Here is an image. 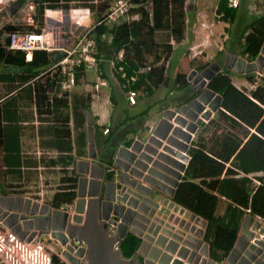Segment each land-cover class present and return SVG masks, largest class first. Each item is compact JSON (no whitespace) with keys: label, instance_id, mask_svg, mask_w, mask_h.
<instances>
[{"label":"trees","instance_id":"trees-1","mask_svg":"<svg viewBox=\"0 0 264 264\" xmlns=\"http://www.w3.org/2000/svg\"><path fill=\"white\" fill-rule=\"evenodd\" d=\"M24 1L17 0L19 5ZM36 1L38 3L35 20L42 24L44 7L42 2L44 1L51 3L79 1L82 5L90 6L95 11L96 18L100 19L112 0H97L96 4L94 0ZM146 1L151 3L155 24L159 19L169 15V12L177 21L175 24L181 23L183 18L181 8L185 0H135L137 3ZM169 6H171V11ZM233 10L227 9L226 0H219L217 12H223L224 19H233L235 11ZM131 13H139L138 22L122 24L110 29H107L106 25H99L95 28L97 53L110 57L120 48H125L128 43L134 44L130 37H135L136 41L143 45L149 43L148 40L139 38L140 31L147 27L148 10L141 5L131 8ZM154 23L148 28L155 29ZM18 27L24 29L25 26L22 24L6 25L3 30H0V69L3 70L0 72V81H3L5 75L8 74L4 72L5 68L13 66L23 69L22 73L15 75L18 76L16 84L8 87L12 91L18 89L17 92L6 102L10 106L16 104L18 121L22 122L28 119L29 112H32L31 105H34L33 112L37 118L39 133H49L53 136L54 139L48 140L47 143L60 153L56 158L41 160V163L46 169H57L58 172L66 173L73 163V153L78 157L86 156L85 121L86 112H90L91 93L81 95L70 94L69 91L60 93L58 90L60 79L56 72L47 71L39 76L51 64L46 52L35 51L31 60L26 61L23 51L5 50L1 44L3 31L19 29ZM173 31L175 40L179 41L181 36L176 35L180 33L179 27L173 26ZM106 35L110 38L107 39ZM239 44L241 47L237 56L242 57L246 63L254 62L264 48V12L252 19L241 32ZM140 55L135 49V54L129 58L130 60L121 62L124 64L127 75H132L134 70L147 64L150 65V70L139 74L135 82L123 87L124 91L133 88L143 93L151 92V85L157 87L163 81V64L152 67L153 63L160 61V56L154 55L152 62L142 64ZM131 59H136L138 62L134 63ZM97 67H100V64ZM88 70L91 69H86L82 64L74 68L72 87L87 83L86 81L90 79L86 74ZM230 72L231 70L221 69L207 83L210 90L221 96V101L211 119L202 123L198 128L188 149L190 160L174 195L177 203L206 219L204 240L208 244L209 258L215 262L223 261L233 249L243 224L244 208H250L252 216L256 215L264 219V157L260 155V153L264 155V77L258 83L254 73L241 74L238 76L242 77L249 87L247 85L236 86L231 79V76L236 74ZM37 76L39 77L36 78ZM117 76L119 82L124 83V80L119 75ZM34 78L36 80L32 81ZM31 81L32 83H29ZM175 81L182 87L189 85L185 73H177ZM110 96L115 103L114 96ZM194 98L195 95L190 100ZM6 106L1 107V111L5 109L4 115H8ZM122 122L125 123V119ZM44 124L47 125L48 132L45 131L47 129H43ZM19 126L18 133L22 130L21 124ZM71 126L75 130L81 129L73 141L74 151L71 142ZM112 135L110 131L108 135L102 137V142L106 143L111 140ZM15 139H17L16 144L10 145L3 136L4 146L0 151L3 152L2 162L11 163V167L7 166V169L21 175L23 164L25 165L27 161H24L18 143L20 135ZM131 143L128 142L125 145L128 146ZM103 150L104 148L100 147V151ZM213 161L219 168L214 166ZM254 173L262 174L250 176ZM111 176L112 174L108 173L107 177ZM77 181L78 177H66L63 174L60 178V188L50 200L52 206L58 208L63 204L73 202L77 194ZM221 203H224L223 208L217 210ZM139 245L140 240L135 235L128 234L121 242L120 249L125 258H131L139 249ZM51 261L52 264H65L54 254L51 256Z\"/></svg>","mask_w":264,"mask_h":264},{"label":"built area","instance_id":"built-area-1","mask_svg":"<svg viewBox=\"0 0 264 264\" xmlns=\"http://www.w3.org/2000/svg\"><path fill=\"white\" fill-rule=\"evenodd\" d=\"M13 1L15 0H7L5 4ZM227 2L232 8L239 5V0H227ZM26 3L28 4L25 8L19 9L21 13L19 20L25 27L7 32L5 50L23 51L26 61L30 60L34 52L38 50L46 52L49 57L58 53L63 54L58 61L52 62L50 67L42 72L44 74L47 71H53L58 74L60 93H66L72 88L76 66L82 64L86 69H97V45L94 37L97 26L106 25L112 28L122 24L128 25L134 21L136 15H139L131 13V8L142 5L146 9H151V3L148 2L112 0L102 17L95 19V11L79 1L68 3L44 1L42 2L44 6L42 24H39L35 20L38 2L27 0ZM9 23L12 26L17 24L14 19H10ZM124 53L125 48H120L115 61L112 62L115 68L114 73L124 80L122 88L128 83L135 82L139 74L150 70V65L147 64L128 76L124 64L121 63L125 61ZM192 71L194 70L188 74ZM97 82L96 87L107 86L101 78H98ZM118 83L120 84L119 79ZM124 96L126 102L133 106L137 104L139 91L129 88L124 91ZM174 114V117L179 116L178 112ZM211 117L207 121L202 119L201 124L208 122ZM182 118L186 120L185 115H182ZM188 121L185 125H178L173 119L168 120L172 127L165 138L155 133V127L149 129L146 138L135 137L130 145L120 146L114 155V166L107 170L113 172L115 178L107 179L106 171L102 168V177L95 179L100 181L99 192L92 197L99 199V223L106 230L107 235L115 239L117 246H120L126 235H135L140 240L139 249L143 248L144 253L140 254L138 249L134 256H140L143 263L146 261L149 264H217L209 258L208 244L204 240L206 219L174 200L190 160L188 149L201 126V124L197 125L196 130L190 132L187 128ZM176 127L190 136L188 142L178 138L181 143L187 145L184 151L167 143L168 137L173 134L172 130ZM110 130L109 124H106L102 134L108 135ZM151 139L152 143H150ZM180 156L187 160L184 162ZM82 161L99 166L96 160L92 164L87 160ZM178 163L183 165L182 170L176 166ZM122 175L127 177L126 181L120 179ZM86 178L87 184L94 180L91 175H87ZM148 180L157 186L150 184ZM172 180L176 182L175 187L169 182ZM159 186L165 187L164 190ZM166 188H172L171 195L165 192ZM154 194H157L158 199L154 198ZM18 198L7 194L0 195V264H52L53 250L46 243L47 240L54 239L51 236L52 227L55 224L54 212L66 214V226L77 225L78 223L73 220V217L78 215L75 207L77 194L73 202L58 208L52 206L50 200H44L42 197L24 196L19 200ZM88 199L85 197V203ZM104 204H109L106 217L102 210ZM85 210L86 206L81 214L82 221L85 218ZM243 210L245 211L243 223L246 222V229L252 233L251 238L245 239L247 250L248 246L256 240L264 242V219L256 215L252 216L250 208ZM246 218L248 219L245 220ZM40 222L47 224V227H37ZM256 232L260 238L255 237ZM73 242L78 248H83L82 257L84 258L87 247L83 243L78 245L76 241L68 238L66 245L72 246V256L78 257V250L71 245ZM59 244L66 247L60 242ZM257 248L256 245L255 249ZM65 250L62 249L60 254L56 253V255L67 260L68 258L63 254ZM261 252L264 253V248ZM82 257H79V264Z\"/></svg>","mask_w":264,"mask_h":264},{"label":"crops","instance_id":"crops-1","mask_svg":"<svg viewBox=\"0 0 264 264\" xmlns=\"http://www.w3.org/2000/svg\"><path fill=\"white\" fill-rule=\"evenodd\" d=\"M263 1L264 0H256V5H252V6L248 5V8L246 9L247 13L246 12L244 13L245 17L250 19L251 21L252 19L262 15L264 12V5L262 4ZM1 2H4V1L1 0ZM97 2H98L97 0H94V4H96ZM146 2H149V1H146ZM241 2L242 0H239V5L236 8H234L235 10L234 18L231 21H229L228 19H224L223 12L222 13L217 12L219 0H215V2H212L211 0L209 1L207 0H193V1L185 0L181 8L183 12V18L181 19V23H178V24H175L177 21L173 19L172 15H170V12H169V15L159 19L158 22H156L155 24L153 21L151 9L150 10L147 9L148 10V19L146 21L147 27L144 30L140 31L141 35L139 36V38L141 40H148L149 43L146 44L147 45L146 46V45H143L142 43H138L135 37H130V40H132L134 44L137 43L136 44L137 48H135L136 45L134 46L133 43H130V44L128 43L127 46L125 47L124 57L126 56V59L125 58L124 59L125 61L130 60L129 58L135 54V49L139 54H141L140 59H142L143 64L152 62L154 59V55L160 56V61L152 64V67L163 64V69H164L163 81L156 87V89L159 88L160 90H162L163 88H168L172 90L173 88H181L182 86H180L179 83L175 81L177 73L187 74V81H189L188 72H190L191 70H196V71L199 69L204 70L207 66H209V64H211V62L212 63L215 62V60L212 59V61L209 64L205 63V66L204 65L201 66L202 63L200 62V60L202 59L207 60V53H208L209 47L213 48L214 50L222 48L226 51L228 43H234L235 39L236 40L239 39L241 32L247 27V25L241 27L242 29L237 27V8L240 6ZM15 4L16 6H18L17 0L11 2L10 4H7L9 6L7 7L6 5L4 6V8L6 7L9 8ZM202 4H205V7ZM1 5H5V2L1 3ZM21 5L19 6L20 8H21ZM226 7L227 9L229 7L227 0H226ZM18 9L19 8L16 9L15 7L13 10L14 12L13 14H10L7 10L6 17H7L8 23L10 22V19H14V21L17 22L16 26L22 24L19 20L20 17L16 15L18 12ZM0 10H2V8H0ZM169 10L170 11L172 10L171 6H169ZM251 11L254 12L255 14L252 13ZM95 14H94V18L97 19ZM211 16L215 18L216 24H219L217 27L213 28ZM139 19H140V15H136L133 22H138ZM224 20L227 21L226 24L223 23ZM153 23L154 25H156L155 29L148 28L149 26L152 27ZM175 25L178 26L180 29V33H176V35L181 36V39L179 41L175 40V36H174L175 33L173 31V26ZM106 27H108L107 29L111 28L109 26H106ZM18 28H23V27H18ZM5 32L6 31H3L2 37H1V44L4 48L6 44V35H7V32L6 33ZM105 37H107V35ZM109 38L110 37H107V39ZM208 39L210 40V43L207 42ZM230 52H231L230 55L236 54L237 56V52L233 51V47L230 48ZM117 53L116 54L113 53V55H110V57L101 56L99 53H97L98 66L100 64V67H97V69L95 70L96 74L93 77L90 76V79L86 81L87 82L86 84L83 83L77 86L75 85L69 90L70 94L77 93L81 95L83 92L81 93L78 90L73 91V89H75L76 87V89L79 88L81 89V91L82 89H86V91H88L86 87L89 85L88 84L89 82L92 83V88L90 89V91L92 90L93 92L91 94V97H97V98L94 100L92 99L93 101L91 100L90 114H91L92 119L94 120L93 124H95L96 122V124H98V126L101 128V135L99 136L100 139H102L101 137L106 136L102 134V130L106 124H109L108 122H106L108 118V111H112V104L114 105V103L111 100V96H110L111 94L105 93L106 92L105 89L108 88L107 86L106 87L100 86L102 87V90H100L99 92L98 91L95 92L93 85L95 87L96 85H98V82H97L98 78L99 79L101 78V80H104L106 85H108L107 77L110 76L115 82V87L116 86L119 87L120 84L122 86V83L120 84L118 83L117 74L114 73L115 68L112 66V62L115 61L116 59L115 55H117ZM260 54L264 55V48L261 50ZM47 56L49 57L48 54ZM50 57H49V60H50ZM131 60L134 63L138 62V60L136 59H131ZM225 61H226V58H225ZM2 71L3 70L0 69V72ZM22 71H23L22 68H17L16 70L5 68L4 72L8 74L5 75V77L3 78V81H0V111H1V107L5 108V106L8 104L6 101L12 98L17 92L18 89H15L14 91H12V89L9 90L8 87L11 84L13 85L16 84V79L18 76H15V75L22 73ZM42 74L43 73L41 72L39 76H41ZM39 76H37L36 78H38ZM36 78H34L33 80L31 79V80L34 81L36 80ZM236 78H237V75H236ZM231 79L233 80L232 76H231ZM12 80L14 82H12ZM32 81L29 83H32ZM189 84H190V81H189ZM234 84L237 86L236 83ZM96 88L99 89V86H97ZM121 95H122V100L124 101V104H125V108L130 109L132 111L135 110V108L137 107H141L142 103L145 101V97L147 96L142 91H139L137 104L131 106L126 102L124 91H123V94ZM115 102L117 106L118 103L116 99H115ZM97 103L99 104L98 107H97ZM183 104H185V102L179 103L175 105V107L177 108L178 106L183 105ZM106 105L108 107L105 108L104 110V107ZM33 106L34 105L32 104L31 105L32 108L30 107L32 112H29L28 119H26L23 122L18 121L19 119H18V113L16 111L17 110L16 104H13V106H10L8 104V108L6 106V109H8V115H4L5 109L0 112V145H1L0 150H2L4 146L2 142L3 136L6 137L10 145L11 144L15 145L17 141V139L15 138L16 136L20 135V139L18 143L20 145L23 159L24 161H27L25 162V165L23 164V167L21 169V175H18L16 172L12 173L11 169L10 170L7 169V166L11 167L10 166L11 163L2 162L3 152L0 151V186L4 184L11 185L13 183H18L19 180H23V178L25 177V174L29 175L28 172L31 170H33L34 172L38 171L35 174L37 175V177H40L41 175L40 169L41 167H43V163H41V160L47 161L49 159L56 158L58 154H60L55 147H50L47 143L48 140L54 139V137L51 136L49 133H39L38 131L39 125L37 124L38 122H37L35 113L33 112V108H34ZM164 108L165 109L163 111L167 109H174V107H172V105H169V103H167L166 107ZM11 110H13V112H11ZM162 112H161V117L159 118V120L153 122V124L150 125V127H148V134H149L150 128H155L157 126L158 122L162 118V115H163ZM139 114L140 113L135 112L133 115H130L129 117L128 116L125 117L124 118L125 123H128L129 125L131 121L130 119L136 117ZM93 115L97 118V121ZM99 116L101 117V120H99ZM86 121H85V124H86ZM20 124H21L22 130L20 131V133H18ZM109 126L111 128L110 124ZM70 128L72 129L71 142H72L73 151H74L75 144L73 141L75 139V136L79 133V130L81 131V129L75 130L72 126ZM43 129H47L45 131L48 132V127L46 124H44ZM85 131H86V136H87V147H88L89 142H88V135H87V125L85 127ZM111 132L114 134V130H112ZM140 139H143V138H140ZM115 146L116 144L112 147V149L115 150V153L113 154L112 158H114V155L116 154V151L120 148V146H125V145L119 144L118 147H115ZM88 152H89V149H88ZM76 156L77 155L73 153V159L75 160V162H76ZM86 156H87V151H86ZM77 158H82V157H77ZM79 161H82V160H79ZM44 173H46V171H44ZM260 174L254 173V174H251L250 176L260 175ZM2 194H5V193H1L0 195ZM7 195H11V194H7ZM12 196H15L17 198L24 197V196H18V195H12Z\"/></svg>","mask_w":264,"mask_h":264},{"label":"rangeland","instance_id":"rangeland-1","mask_svg":"<svg viewBox=\"0 0 264 264\" xmlns=\"http://www.w3.org/2000/svg\"><path fill=\"white\" fill-rule=\"evenodd\" d=\"M3 1L5 2L7 0H3ZM26 1H25V4H22V5L20 4L21 9L25 8L26 5L28 4V3H26ZM28 1H30V0H28ZM207 1H209V0H207ZM211 1L215 2V0H211ZM4 2H0V3H4ZM262 4L264 5V1ZM6 5L7 4L0 5V8H2V10H0V30H3V27L9 24L7 17H6V15H7V9L6 8L9 5H7V7L4 8V6H6ZM202 5L205 7V4H202ZM248 5H250V6L256 5V0H242L240 6L237 8V27H239V28H241L245 25H248L250 22V19L246 18L244 15L245 12L247 13L246 9L248 8ZM15 7H16V4L9 7V9L14 10ZM228 8L234 9L232 7H228ZM19 9H20V7H19ZM19 9H18V12L16 14L17 16H19L21 14ZM252 13H254V12H252ZM3 17H4V19H3ZM2 19H3V21H2ZM211 20H212L213 28L217 27L219 25V24H216L215 18L213 16H211ZM228 20L231 21L233 19L228 18ZM223 23L226 24L227 21L224 20ZM216 40H218V39H216ZM238 40L239 39H237V40L235 39L234 43H228L226 51L222 48L214 50L213 48L209 47L208 53H207V60H204V59L200 60V62L202 63L201 66L202 65L205 66V63L209 64L213 59V60H215V63L219 67L221 66L220 69L221 68L223 70L228 69L225 66V58H227V56L230 55V53H231L230 48L231 47H233V51L239 52L238 50H240L241 46H240ZM207 42L210 43V40L208 39ZM234 61L236 62V59H234ZM209 66H210V64H209ZM10 69L16 70L17 68L11 66ZM228 70L229 71L231 70L230 73L233 72L232 74H236V73H234V71L232 69H228ZM201 71L202 70H200V69L197 70V72H199V73H201ZM247 73H254L256 75L255 80L258 83H260L261 78L264 77V63H262L261 65L256 64V68L254 70H251L248 72L244 71L242 73H237L236 74L237 78H236V75H232L234 83H236L237 86L247 85L249 87L248 83L242 77L238 76V75L247 74ZM86 74L90 78V76L93 77L96 74V72H95V70H88L86 72ZM107 82H108V85H107L108 88L107 89L104 88L106 91L105 93L113 95L114 96L113 98H115L117 100V103H118L117 106H116V102L114 103V105L112 104V111H108V118L106 121L111 125L112 130H114V134L111 137L112 141L108 140V142L103 143L102 139L99 138V136L101 135V128L98 126V124H96V122H95V124H93V135L95 136L94 144H95V148H96V152H97L96 158H94V157L91 158L88 155L89 154L88 153V147H86L87 157L77 158L78 156H76V162L74 160L73 163H71V165H70V167H68L66 173H63L60 171L58 172L57 169L53 170V169H46L44 167H41V169H40L41 175H40V177H37V175L35 173H37L38 171L34 172L33 170H31L28 172L29 175L25 174V177L23 178V180H19L18 183H13L11 185L4 184V185L0 186V188H1L0 194L5 193V194L18 195V196H28V197H34V198L42 197L44 200H51L52 195L58 190V188H60V184H61L60 178H62L63 174H65L66 177H70V176L78 177L77 188L79 185V178H81L83 176L87 177V175H90V172L83 173V172H79L77 170V161H79V160H87V161H90L91 164L95 163V160H96L98 165L106 171L105 177L107 179L112 180L115 178V175L113 172H110L107 170L110 167L114 166V163H113L114 158H112V156L115 153V150L112 149V147L115 144H116L115 147H118L119 144L125 145V144H128V142H132V140L135 137H138V138L147 137L148 136V127H150V125H152L153 122L159 120V118L161 117V112L165 109L164 107H166L167 103H169V105H172V107H174V109H176L175 105H177L179 103H183V102H185V104H187L188 102H190L189 99L191 97H193L194 95L197 96V94L193 90L191 82L187 87L173 88L172 90H170L168 88H163L162 90H160L159 88L156 89V87L154 85H151V92H145L144 93L147 96L145 97V101L142 103L141 107H137V108H135V110L132 111L130 109L125 108V104H124V101L122 100V95H121V94H123L124 90H123L121 84L119 85V87L118 86L115 87V82L113 81V79L110 76L107 77ZM88 84L89 85L86 87L88 91H86V89H82V91H81V89H79V88L76 89V87H75V89H73V91L78 90L79 92H81V93L83 92L84 94H86V92H89L92 94L93 91L92 90L90 91V89L92 88V83L89 82ZM93 88H94L95 92H97V91L99 92L100 90H102V87H99V89H97L94 85H93ZM119 92H120V94H119ZM96 98L97 97H91V100L92 99L94 100ZM173 103H175V104H173ZM98 106H99V104L97 103V107ZM107 107L108 106L106 105L104 107V110ZM135 112H138L140 114L137 115L136 117L130 119L131 120L130 124H129L130 126L128 125V123H122V120L125 117H127V116L129 117L130 115H133ZM91 113H93V112H91ZM94 118L97 121V118L95 116H94ZM99 120H101L100 116H99ZM86 125H87V122L85 124V127H86ZM100 147H103L104 150L100 151ZM107 150H109V151H107ZM260 155H261V157H264V155H262V153H260ZM213 163H214V166L219 168V166L217 165L216 162L213 161ZM44 171H46V173H44ZM108 173L112 174V176L110 178L107 177ZM86 197L90 198V196H88V195ZM154 198L158 199L157 194H154ZM223 206H224V203H221L219 205V208H217V210H220L221 208H223ZM252 225L253 224H251V226ZM242 228H244L243 225L241 226V229ZM239 235H240V231H239L238 236ZM255 237L260 238L258 232H256ZM46 244H48L50 247H52L53 254H55V256H58V255H56V253L60 254L62 249L63 250L66 249V247L61 246L59 244V242L54 240V239L53 240H47ZM71 245H73L76 250L79 249L77 246L74 245V242L71 243ZM74 254H76V252H74ZM59 257L60 256H58V258ZM60 258H59V260H61L65 264H73L69 259L63 260L62 258H64V257H60ZM138 261H139V259L135 258L133 263H136ZM225 261L226 260H223L222 262H225ZM80 262L84 263V264L87 263L86 254L84 255V258L83 257L81 258ZM215 263H217V262H215Z\"/></svg>","mask_w":264,"mask_h":264},{"label":"water","instance_id":"water-1","mask_svg":"<svg viewBox=\"0 0 264 264\" xmlns=\"http://www.w3.org/2000/svg\"><path fill=\"white\" fill-rule=\"evenodd\" d=\"M19 4L18 6H16V9L19 8ZM8 12L10 14H13V10L11 12V10L9 8H7ZM63 56V54H55L52 55L50 57L51 62L55 63L56 61H58V59H60ZM234 59H236V62L234 61ZM262 63H264V57L262 56V54L258 55V57L256 58L255 62H250V63H246L245 60L243 58H237L236 55H229L226 58L225 61V66L228 69H232L235 73H242V72H248L251 70H254L256 68V64L257 65H261ZM220 70V67L215 63H211L210 66H207L204 70L201 71V73L197 74V71L194 70L192 71L190 74H188V80L191 82L192 86H193V90L195 91V93L197 94L196 98L190 100V102H188L187 104H183L179 107H177L176 109H167L165 111L162 112V118L160 119V121L158 122L157 126H156V130L155 133L157 135H159L161 138H165L166 134L169 132V130L171 129L172 125L168 122V120H174L175 123H177L178 125H183L184 124V118H182V115H185V108L188 107H194V104H202L205 103V99H203V95L204 93L206 94L207 92L211 95L208 98L214 99L216 100V103L210 106V110L208 111L207 115H204L200 120H198L196 123H192L191 126L188 128V130L190 132H194L197 128V125L201 124L202 119L207 121L211 115L216 111L217 107L220 104L221 101V96L216 94L215 92H213L210 89H206L205 92H203L202 94L200 93V90L198 89L197 85H196V80L197 78H202L204 79V86L206 85V82L208 80H210L214 74L216 72H218ZM208 96V95H207ZM206 96V97H207ZM178 112L179 116L174 117V113ZM187 117V116H186ZM86 122H87V135H88V142H89V156L90 157H96V148H95V144H94V135H93V123L94 120L91 117L90 112H86ZM172 135L168 137L167 139V143H169L172 146H176L177 148H180L182 151L186 150L187 145L181 143L178 138H182L184 139L186 142L189 141L190 136L188 134L183 133V131H181L178 127L174 128L172 130ZM153 140H150V143H152ZM119 155L121 156V152L119 153ZM184 162L187 160V158L180 156ZM80 163H84L87 167H89V163L86 161H77V170L79 172H83V173H88V170H81L80 169ZM117 164V162H116ZM119 166V165H117ZM177 167H179L181 170L183 169V165L182 164H176ZM121 167V166H119ZM91 168L96 171H91L90 175L92 177H94V180H91L89 182V184H87V178L85 176L81 177L79 179V185L77 188V200L75 203V207H76V212L78 215H75L73 217L74 222L78 223L77 225H73V224H68L67 226L65 225V220H66V214L65 213H58V212H54V225L52 227L53 232L51 233V236L58 240L62 245H66L67 244V239H73L74 241L77 242V244H84L87 247V254H86V264H142L140 261L133 263L134 261V257L132 256L131 258L127 259L123 256L122 251L120 249L119 246L116 245L115 239L108 236L106 230L102 227V225L99 223L98 218H99V213H100V203H99V199L98 198H92L93 196H96L99 192V186H100V181L99 180H95V179H100L102 177V172L103 169L102 167L97 166L96 164H92ZM88 169V168H87ZM95 173V174H94ZM178 176V175H177ZM122 181H126L127 177L126 176H121L120 178ZM126 179V180H125ZM150 184H153L155 186H157L154 182H152L151 180H148ZM129 184H133V182H129L127 181ZM173 187L176 186V182L174 180L169 181ZM92 186V189H91ZM81 187H83L84 190L81 189ZM90 187L89 192H86V188ZM159 188L163 189L165 187L159 186ZM111 192H112V186H111ZM165 192L169 195L172 194L173 190L172 188L165 190ZM90 196V198L88 199V201L85 203V197L86 196ZM111 196V194H110ZM95 203V208L92 209L91 205ZM86 206V210H85V218L82 221V217L81 214L84 211V207ZM94 206V204H93ZM102 210H103V215L106 217L107 213L109 211V204H104L102 206ZM119 211V209H118ZM248 218H246L245 220H247ZM48 220V218H47ZM59 221H61L60 225H57L59 223ZM82 222V224L80 225V223ZM244 228H242L240 230V236L238 237V240H236V243L233 247V249L231 250V252L229 253V255L226 258V263L222 262V263H217V264H227V262L229 264L231 261V255L233 253L234 250H236V247H239V243L241 242V238L242 239H246L247 238H251L252 237V233L249 232L246 229V222L243 223ZM257 226V224H256ZM37 227L39 228H44L47 227V224H43L42 222H40L39 224H37ZM65 231V232H64ZM262 231V230H261ZM46 233V232H45ZM263 241L262 240H256L254 241L253 244L249 245L247 250L244 251V254L248 257H250L251 255H255L257 256L258 254V250H261V248L263 247L264 244H262ZM257 245V249H255V246ZM264 248V247H263ZM73 250L72 246L70 245H66V250L63 252V254L66 256V258H68L73 264H79V258L80 256H82L83 254V248H79L78 252H77V256L78 257H74L71 254V251ZM245 250V249H244ZM237 251V250H236ZM139 253L143 254V248L139 249ZM260 259L264 260V257L260 254ZM243 259V258H242ZM80 264H84V263H80ZM143 264H149L148 262H144Z\"/></svg>","mask_w":264,"mask_h":264},{"label":"bare ground","instance_id":"bare-ground-1","mask_svg":"<svg viewBox=\"0 0 264 264\" xmlns=\"http://www.w3.org/2000/svg\"><path fill=\"white\" fill-rule=\"evenodd\" d=\"M206 84H207V82H206ZM196 85H197L198 89L200 90L201 94L206 91V85L204 86V79L197 78ZM209 96H211V95L208 92L206 94L204 93L202 98L205 99V103H202L201 105L195 103L194 107H188V108L184 109L187 117L185 116L186 120L184 119L183 125H185L187 123V120H189L188 121L189 123L187 125V128H189L193 122H197L204 115H207L208 111L210 110V106L216 103V100L208 98ZM183 133L187 134L186 132H183ZM79 167L81 170H86V171L88 170V172H91L93 170L91 168V165H89V167H87L84 163H80ZM93 171H96V170L94 169ZM81 189L84 190L83 187H81ZM91 189H92V186H91ZM89 190H90V187L88 189L86 188V192H89ZM93 204H94V206H93ZM93 204L91 205L92 209L95 208V203H93ZM60 222L61 221H59V224H57V225H60L61 224ZM247 224H248V222H247ZM262 244H264V242ZM246 246H247V241L245 239L241 238V242L239 243V247H236L237 251L234 250L232 255H231L230 263L231 264H264V262L260 259V256H259L261 254L264 257V253L261 252V250H258V253H260V254H258L257 256L251 255L250 257L249 256L247 257L244 254V251H246V249H245ZM263 247H264V245H263ZM225 263H226V261H225ZM227 264H229V263L227 262Z\"/></svg>","mask_w":264,"mask_h":264},{"label":"clouds","instance_id":"clouds-1","mask_svg":"<svg viewBox=\"0 0 264 264\" xmlns=\"http://www.w3.org/2000/svg\"><path fill=\"white\" fill-rule=\"evenodd\" d=\"M263 57H264V55H262ZM255 62V61H254ZM219 71H221V69L219 70ZM199 72H197V74H198ZM217 73V72H216ZM209 81V80H208ZM208 81H207V83H208ZM206 86H207V84H206ZM208 87H206V89H207ZM209 89V88H208ZM195 98H196V96H195ZM244 221V220H243ZM243 225V224H242ZM240 236V235H239ZM238 236V237H239ZM237 240H238V238H237ZM120 247V246H119ZM134 256V255H133ZM135 258H137V256H135L134 257V259ZM227 258V257H226ZM226 258L224 259V260H226ZM127 259H129V258H127ZM141 259V258H140ZM142 264H143V262H142V259L141 260H139ZM213 262H215V261H213ZM217 263H222V261L221 262H217Z\"/></svg>","mask_w":264,"mask_h":264},{"label":"flooded vegetation","instance_id":"flooded-vegetation-1","mask_svg":"<svg viewBox=\"0 0 264 264\" xmlns=\"http://www.w3.org/2000/svg\"><path fill=\"white\" fill-rule=\"evenodd\" d=\"M137 258H138L139 260H141V259H140V256H137Z\"/></svg>","mask_w":264,"mask_h":264}]
</instances>
